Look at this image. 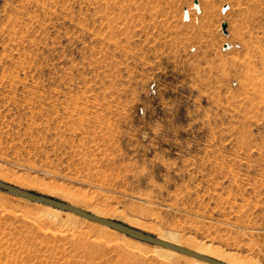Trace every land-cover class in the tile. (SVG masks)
<instances>
[{
  "label": "rangeland",
  "instance_id": "1",
  "mask_svg": "<svg viewBox=\"0 0 264 264\" xmlns=\"http://www.w3.org/2000/svg\"><path fill=\"white\" fill-rule=\"evenodd\" d=\"M0 180L264 264V0H0ZM91 224L0 189V264L200 262Z\"/></svg>",
  "mask_w": 264,
  "mask_h": 264
},
{
  "label": "water",
  "instance_id": "2",
  "mask_svg": "<svg viewBox=\"0 0 264 264\" xmlns=\"http://www.w3.org/2000/svg\"><path fill=\"white\" fill-rule=\"evenodd\" d=\"M222 28H223V31L225 33L228 32L227 23L224 22L222 24ZM0 189L8 191V192L15 194L17 196H20L22 198L28 199L30 201L44 203V204H47V205H50L53 207H57V208H60L63 210L73 212V213H75L81 217H84L88 220L106 225L112 229H115L121 233L129 235V236L136 238V239H139L141 241L160 245V246L165 247V248H170V249L176 250L178 252L196 257V258L204 260V261H207V262L212 263V264H229V263H225L223 261L214 259L210 256L197 253L191 249L177 245L175 243L165 241L163 239H160L157 236L151 235V234L146 233L142 230H139L137 228L126 225L122 222H119V221H116V220H113V219H110V218H107V217H104L101 215L91 213V212H89V211H87L81 207L75 206V205L67 203L65 201H61L59 199H56V198H53V197H50L47 195H43L40 193L29 191L27 189H23L21 187L7 183V182L2 181V180H0Z\"/></svg>",
  "mask_w": 264,
  "mask_h": 264
},
{
  "label": "bare ground",
  "instance_id": "3",
  "mask_svg": "<svg viewBox=\"0 0 264 264\" xmlns=\"http://www.w3.org/2000/svg\"><path fill=\"white\" fill-rule=\"evenodd\" d=\"M73 213V212H72ZM75 218H77V217H75ZM73 216H72V218L70 217V220H72V221H74V222H76V221H79V220H77V219H75ZM84 218V217H83ZM86 219V218H85ZM80 222V221H79ZM79 222H76V223H79ZM103 227H105V228H103ZM108 226H98L97 224H91L90 225V228L91 229H93L94 231H96V233L97 234H102L103 236H105V237H113L114 235H116V233L118 232L117 230H115V229H110V228H107ZM110 229V230H109ZM93 231V232H94ZM171 238H169V239H166V238H162V237H160V239H163V240H165V241H168V242H171V243H175V236L173 235H171L170 236ZM176 244V243H175ZM157 246H159V247H161V248H163L162 246H160V245H157ZM164 249H167L166 251H169V252H162V251H158V252H160V253H164L165 255H172L171 253H175V252H177L176 250H173V249H170V248H164ZM200 254H202V252L200 253ZM181 257V256H180ZM190 257V256H189ZM191 259H195V260H197V261H200V262H198V264H212V263H209V262H207V261H204V260H201V259H198V258H196V257H191ZM190 261V260H189Z\"/></svg>",
  "mask_w": 264,
  "mask_h": 264
},
{
  "label": "built area",
  "instance_id": "4",
  "mask_svg": "<svg viewBox=\"0 0 264 264\" xmlns=\"http://www.w3.org/2000/svg\"><path fill=\"white\" fill-rule=\"evenodd\" d=\"M232 47H234V45L232 43L226 42L225 45H224V47H223V49L224 50H228V49H230Z\"/></svg>",
  "mask_w": 264,
  "mask_h": 264
}]
</instances>
